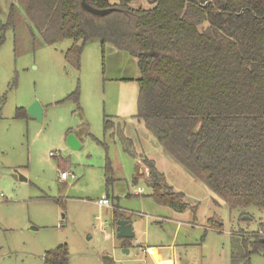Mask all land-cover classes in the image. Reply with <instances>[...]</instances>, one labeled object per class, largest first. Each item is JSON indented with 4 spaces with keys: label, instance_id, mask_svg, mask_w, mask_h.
Masks as SVG:
<instances>
[{
    "label": "rangeland",
    "instance_id": "1",
    "mask_svg": "<svg viewBox=\"0 0 264 264\" xmlns=\"http://www.w3.org/2000/svg\"><path fill=\"white\" fill-rule=\"evenodd\" d=\"M27 2L0 0V264H44L45 252L61 245L68 264H153L144 247L156 261L176 254L180 264H264V210H229L135 118L136 58L93 39L76 67L64 57L73 41L43 43ZM140 5L147 6H130ZM75 91L77 100L67 99ZM34 101L41 121L26 114ZM105 119L113 129L105 131ZM68 134L80 148L66 145ZM142 156L190 208L179 213L154 201ZM64 170L74 178L58 181ZM102 197L108 206L97 204ZM121 216L134 233L127 242L116 238Z\"/></svg>",
    "mask_w": 264,
    "mask_h": 264
},
{
    "label": "trees",
    "instance_id": "2",
    "mask_svg": "<svg viewBox=\"0 0 264 264\" xmlns=\"http://www.w3.org/2000/svg\"><path fill=\"white\" fill-rule=\"evenodd\" d=\"M137 1L85 0L108 10L97 15L81 0H28L25 13L43 43L73 41L64 57L76 67L83 45L93 39L133 55L139 69L135 118L165 154L229 210H264V0H144L146 7L130 6ZM69 98L77 100V92ZM104 129L113 123L105 119ZM122 143L131 153L128 139ZM143 163L158 205L190 208L183 193L163 185L152 160ZM208 224L222 227L214 218ZM43 260L68 264L67 247L46 251Z\"/></svg>",
    "mask_w": 264,
    "mask_h": 264
},
{
    "label": "water",
    "instance_id": "3",
    "mask_svg": "<svg viewBox=\"0 0 264 264\" xmlns=\"http://www.w3.org/2000/svg\"><path fill=\"white\" fill-rule=\"evenodd\" d=\"M81 6L83 9L87 10L88 12L92 14L97 15H104L108 12L106 9H95L91 6H89L85 0H81ZM26 114L29 118L33 120H42L43 116V110L40 104L37 101L32 102L26 109ZM66 145L71 149H78L81 147L80 142L73 134H68L66 136ZM19 179L21 181H26V178L23 176H19ZM115 233L116 238L118 239H131L134 236L133 230L131 228V225L129 222L124 218H118L115 221ZM104 258L108 260H112L111 257L104 256Z\"/></svg>",
    "mask_w": 264,
    "mask_h": 264
},
{
    "label": "crops",
    "instance_id": "4",
    "mask_svg": "<svg viewBox=\"0 0 264 264\" xmlns=\"http://www.w3.org/2000/svg\"><path fill=\"white\" fill-rule=\"evenodd\" d=\"M161 148V147H160ZM163 152V150H161ZM143 158H146L144 156L141 157V164L143 163ZM144 164V163H143ZM146 167V166H145ZM142 168L140 169V172L139 173H142ZM147 168V167H146ZM148 170V168H147ZM149 173V172H148ZM142 175L145 177V175L142 173ZM58 181H59V175H58ZM61 181V180H60ZM147 182H148V176H147ZM139 190V189H138ZM138 190H136L135 194L136 195H140V194H137ZM185 200V199H184ZM186 202V201H185ZM187 203V202H186ZM190 206V205H189ZM173 210V209H172ZM174 211V210H173ZM176 212V211H175ZM183 212V211H182ZM180 213V212H179ZM122 218H124L123 216H121ZM128 239H125V242H127ZM143 249H145V253L146 254H149V258L153 261V264H164V263H169V264H180L179 262V258L176 254H173V259H170L168 258L167 260L165 259H158L157 261L155 260V254L152 253L151 251V248L150 247H144Z\"/></svg>",
    "mask_w": 264,
    "mask_h": 264
},
{
    "label": "built area",
    "instance_id": "5",
    "mask_svg": "<svg viewBox=\"0 0 264 264\" xmlns=\"http://www.w3.org/2000/svg\"><path fill=\"white\" fill-rule=\"evenodd\" d=\"M68 178H74V176L72 174H69L65 170L59 172V180L65 181ZM138 191H140L139 193H141V190H138ZM97 204L99 206H105L106 207V206H108L109 201H108V199L106 197H102V198L97 200Z\"/></svg>",
    "mask_w": 264,
    "mask_h": 264
}]
</instances>
